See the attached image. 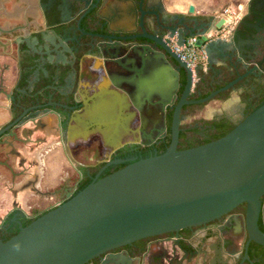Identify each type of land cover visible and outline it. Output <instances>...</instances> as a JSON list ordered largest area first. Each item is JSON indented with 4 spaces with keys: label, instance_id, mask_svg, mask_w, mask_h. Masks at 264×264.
<instances>
[{
    "label": "water",
    "instance_id": "water-1",
    "mask_svg": "<svg viewBox=\"0 0 264 264\" xmlns=\"http://www.w3.org/2000/svg\"><path fill=\"white\" fill-rule=\"evenodd\" d=\"M20 1L19 4L0 0V63L13 66L15 61L7 50L1 49L7 47L2 38L19 37L31 49L28 28L39 10L44 13L47 10V4H39L37 0ZM76 1L86 14L97 8L102 31L90 34L100 41L92 44L84 56L103 62L101 70H91L95 78L93 91L99 92L90 99L97 98L101 109L87 111L84 118H97L101 124L116 126L126 119L123 111L128 109L124 104L126 98L117 92L125 81L148 89L149 102L150 95L158 91L163 108L173 105L184 71L187 84L174 109L172 141L164 153L135 161L94 180L65 203L21 226L9 240L0 239V264H87L107 251L139 239L214 220L242 203L247 205L250 239L264 245V233L257 227L264 195V103L223 137L178 149L184 105L210 103L218 93L247 76L264 74V0H258L250 8L251 21L244 17L239 23L243 29L240 26L228 29L224 18L214 20L234 0H161L157 9L150 8L154 4L145 8V0ZM195 6H205L210 21L175 18L177 8L189 7V13L193 14ZM58 11L63 20L61 7ZM12 22L19 24L9 29ZM36 33L38 39L32 44L39 56L46 55L57 64L65 63L68 55L74 56L67 40L55 38L46 30ZM220 34L223 37L216 39ZM186 40L197 42L206 53L225 40L224 44L231 47L229 63L234 68H238L239 62L246 63V72L204 98L188 100L196 85L197 69L176 51ZM130 53L134 74L131 78H119L111 69ZM146 68L149 73L144 77ZM108 69L113 73H108L111 72ZM137 101L142 105L145 98L139 95ZM241 109L224 114L239 119ZM80 118L77 115L76 120Z\"/></svg>",
    "mask_w": 264,
    "mask_h": 264
},
{
    "label": "flooded vegetation",
    "instance_id": "flooded-vegetation-1",
    "mask_svg": "<svg viewBox=\"0 0 264 264\" xmlns=\"http://www.w3.org/2000/svg\"><path fill=\"white\" fill-rule=\"evenodd\" d=\"M20 2L12 0V3ZM37 2L47 4V10L45 13L39 10L38 17L28 28L31 33L28 43L32 48H28L19 37L2 38L7 47L1 49L7 50V55L15 61L14 66L0 63V239L3 241L16 235L21 226L29 225L68 201L94 180L135 161L164 153L172 141L174 109L187 84V75L182 71L175 103L163 108L158 91L150 95L149 102L148 89H139L136 82L125 81L120 83L121 90L117 92L126 98L124 104L128 109H123L126 119L116 126L101 124L97 118H84L87 111H100L99 100L90 99L99 91H93L94 76L84 72L87 59L83 57L77 67L75 53L86 36L90 37L87 42L90 46L100 41L90 35L102 32L97 8H91L86 14L76 0ZM157 3L154 1V6L150 8L157 9ZM251 4V8L256 5L254 0ZM60 7L63 20L58 11ZM201 17L206 18V22L210 21L208 15ZM95 18L97 27L89 28L88 22ZM234 21L229 24L230 27ZM18 24L12 22L9 29ZM237 26L243 29L238 23L233 27ZM57 27H62V31H58ZM36 30H46L55 38L67 40L74 56L68 55L66 62L59 64L49 61L46 55L39 56L32 44L39 36ZM131 56V53L127 57L122 56L120 65L111 69L119 78H131L134 74L131 70L134 64L129 62ZM88 60L92 70L97 72L102 69V60L94 57ZM199 63L209 68L205 59ZM49 65L57 67L55 80L38 89L42 78L50 76ZM198 65L192 67L197 69L195 82L198 81ZM63 67L68 68V74L60 83ZM148 73L146 68L143 76ZM193 94L194 88L188 100H198L192 98ZM139 95L145 98L142 105L137 104ZM45 97L47 99L43 100ZM40 105L42 107L38 108ZM193 105L197 103L184 107ZM184 107L178 148L185 123L215 117L205 116L204 108L196 109L192 115L184 114ZM242 112L243 107L241 116ZM42 114L51 118L47 127H44L45 121L39 118ZM77 115H81L80 121L76 120ZM208 131V126L195 124L185 144L198 142V133L202 139H207ZM246 209L247 205L243 207L240 204L214 220L139 239L107 251L87 264H264V245L250 239ZM257 227L264 233V195Z\"/></svg>",
    "mask_w": 264,
    "mask_h": 264
},
{
    "label": "trees",
    "instance_id": "trees-1",
    "mask_svg": "<svg viewBox=\"0 0 264 264\" xmlns=\"http://www.w3.org/2000/svg\"><path fill=\"white\" fill-rule=\"evenodd\" d=\"M136 3H139L140 0H135ZM154 1L161 0H145L144 6L148 8L150 4H153ZM201 22H206L207 19L204 17H199ZM98 19V17H97ZM96 18L92 19L88 22L89 28L97 27ZM58 31H62V27L56 28ZM90 41V37L86 36L83 38V44L78 45L76 47V66L78 67L79 61L83 59L85 54L90 50V44L87 42ZM50 76L47 78H42V80L38 83V89L45 87L47 84H51L53 80H55L57 74V67L55 65H49ZM246 72V68L238 65V68H234L229 62L223 65H215L209 68H205L203 63H199L198 65V81L194 87V94L192 98L201 99L203 97L208 96L214 90H217L221 87H224L229 82L238 77L239 74H244ZM68 74V68L63 67L61 75L59 77L60 83L65 81V77ZM25 84V81H23ZM238 91L241 99V103L243 104V112L242 116L239 119H234L227 115L215 116L214 118L200 119L195 121L194 123H185L183 125V132L181 136V143L178 149H187L191 147H195L213 140H216L220 137H223L230 131H232L246 116H248L251 112L256 110L264 103V74L260 75H249L243 80L239 81L232 88L218 93L213 100H228L234 91ZM48 91V90H47ZM46 100L47 98H42ZM208 102L193 105V106H185L184 114L192 115L196 109H202ZM197 123L206 125L209 127V137L207 139H202L200 133L197 134L199 141L193 143L191 145L185 144L189 134L191 133V129ZM243 207H245V203H242Z\"/></svg>",
    "mask_w": 264,
    "mask_h": 264
},
{
    "label": "crops",
    "instance_id": "crops-1",
    "mask_svg": "<svg viewBox=\"0 0 264 264\" xmlns=\"http://www.w3.org/2000/svg\"><path fill=\"white\" fill-rule=\"evenodd\" d=\"M257 1L258 0H254L255 3ZM251 2H252V0H234V2L227 9V11H220V17L214 18V20L218 22V21H220L221 18H225L227 20V22L225 24H226L228 29L231 28L228 25V21H230V20H232V21L235 20L233 23V26H235L237 23L239 24L244 19V17H246L245 18L246 21H251V17L248 15L249 9L251 8V5H252ZM206 15H208V10L206 9L205 6H195V12L193 14L189 13V7L177 8L175 18H177V17H183V18L198 17L199 18L200 16H206ZM222 32L225 33V31H222ZM224 35H226V34H224ZM218 37H223V36H221V34L219 36H215L216 39ZM233 40L235 41L236 38H234ZM224 41L225 40H222L217 46H214L209 51V53H206V51L204 50L205 63L209 67L215 66V65H223L226 62L230 61V58L228 57V53H230L231 47L227 46V44L225 45ZM229 42L232 43V39L229 40ZM87 60L85 62L86 68L85 67L83 68V69H85L84 72H89L90 74H92L91 65L88 64L89 60L88 61ZM238 65L245 68L246 63L239 62ZM251 66H252V64H250L249 67H251ZM83 69H82V72H83ZM238 102L241 104L239 92H234L232 94V96L226 101L213 100L212 103H210V118L217 116V115L224 114V113H233L231 111L232 104L238 103ZM241 107H242V104H241ZM39 118H42L45 121L44 127H47L48 124L51 122V118L48 114H42L39 116ZM44 131H45V129H44Z\"/></svg>",
    "mask_w": 264,
    "mask_h": 264
},
{
    "label": "built area",
    "instance_id": "built-area-1",
    "mask_svg": "<svg viewBox=\"0 0 264 264\" xmlns=\"http://www.w3.org/2000/svg\"><path fill=\"white\" fill-rule=\"evenodd\" d=\"M232 23V20L228 21V25ZM176 51L180 56L186 60L191 67H196L200 61H204L205 53L203 47H199L197 42L186 40L183 46L176 48Z\"/></svg>",
    "mask_w": 264,
    "mask_h": 264
},
{
    "label": "rangeland",
    "instance_id": "rangeland-1",
    "mask_svg": "<svg viewBox=\"0 0 264 264\" xmlns=\"http://www.w3.org/2000/svg\"><path fill=\"white\" fill-rule=\"evenodd\" d=\"M212 103V101L210 102ZM210 103H208L206 106H204V115L207 116V117H210ZM228 103V102H227ZM241 109V104L238 102V103H233L232 104V107H231V111L234 113L236 110H240Z\"/></svg>",
    "mask_w": 264,
    "mask_h": 264
}]
</instances>
